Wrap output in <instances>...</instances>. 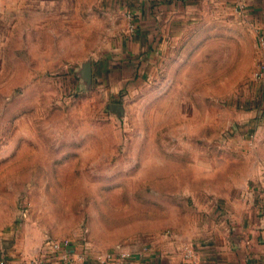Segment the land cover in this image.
<instances>
[{"label":"rangeland","instance_id":"obj_1","mask_svg":"<svg viewBox=\"0 0 264 264\" xmlns=\"http://www.w3.org/2000/svg\"><path fill=\"white\" fill-rule=\"evenodd\" d=\"M126 2L0 0V230L25 213L31 237L90 250L179 239L264 178L260 36L195 1L158 66L105 70Z\"/></svg>","mask_w":264,"mask_h":264},{"label":"crops","instance_id":"obj_2","mask_svg":"<svg viewBox=\"0 0 264 264\" xmlns=\"http://www.w3.org/2000/svg\"><path fill=\"white\" fill-rule=\"evenodd\" d=\"M195 1L231 9L253 35L264 39V0H127L124 9L136 15L131 22L135 29L122 36L114 48L119 60L108 59L105 70L138 69L144 65L138 60L145 59L158 66L168 51L169 15ZM226 200L225 206L219 204L216 210L206 207L205 211L212 210L213 220H203L179 239L162 237L150 244L124 247L134 253L129 264H264V178L248 186L239 202L236 197ZM23 216L7 230H0V264H25L40 255L46 239H64L53 234L45 239L31 237ZM113 249L90 250L85 255L80 243L77 251L86 257L73 264H103L93 254Z\"/></svg>","mask_w":264,"mask_h":264},{"label":"built area","instance_id":"obj_3","mask_svg":"<svg viewBox=\"0 0 264 264\" xmlns=\"http://www.w3.org/2000/svg\"><path fill=\"white\" fill-rule=\"evenodd\" d=\"M131 30L135 29L134 23H131ZM261 44L264 47V39H261ZM264 74V59L261 61L258 76ZM82 244V243H81ZM80 242H77L71 238L53 239L48 238L43 244L41 253L39 256L29 259L25 264H73L74 261L83 259L84 254L89 255L90 249L82 244L84 247V254H79L77 251ZM85 254V255H86ZM134 253L125 249L122 246H117L107 253H94L93 256L103 264H129L130 259ZM192 255V251H188V256ZM3 264V263H2Z\"/></svg>","mask_w":264,"mask_h":264},{"label":"water","instance_id":"obj_4","mask_svg":"<svg viewBox=\"0 0 264 264\" xmlns=\"http://www.w3.org/2000/svg\"><path fill=\"white\" fill-rule=\"evenodd\" d=\"M79 77L83 80L85 85L89 88L92 82V65L90 62L84 63L79 72ZM109 111L112 114L123 116L124 115V107L121 104L118 103H112L108 106Z\"/></svg>","mask_w":264,"mask_h":264}]
</instances>
